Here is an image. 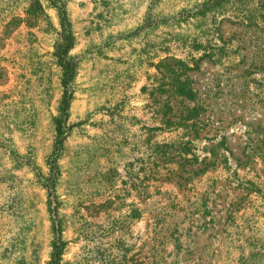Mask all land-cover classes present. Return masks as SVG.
Instances as JSON below:
<instances>
[{
  "label": "rangeland",
  "instance_id": "1",
  "mask_svg": "<svg viewBox=\"0 0 264 264\" xmlns=\"http://www.w3.org/2000/svg\"><path fill=\"white\" fill-rule=\"evenodd\" d=\"M29 1L0 0V264H46L52 219L61 264H264V0Z\"/></svg>",
  "mask_w": 264,
  "mask_h": 264
},
{
  "label": "trees",
  "instance_id": "2",
  "mask_svg": "<svg viewBox=\"0 0 264 264\" xmlns=\"http://www.w3.org/2000/svg\"><path fill=\"white\" fill-rule=\"evenodd\" d=\"M52 2L53 5H55L56 0H49ZM228 0H204L194 6V9L187 11V14H204L205 12L219 6L222 2H227ZM29 6H31V10L35 9L33 11H38L42 12L41 5L39 4L38 0H30L29 1ZM57 10L59 15V23L61 25V33H60V40L58 43L55 45V50H54V55L56 59V63L59 65L61 69V85H62V96L59 101V107L58 111L60 112V116H65L66 115V106L68 103V98L70 97V89L68 88V81L71 78L72 75V69L73 67L70 65V62L67 57V51L71 48L72 46V35L69 27V21L66 18L65 15V10H64V5L60 2H58ZM55 6V7H56ZM250 19L253 18V15L250 14ZM191 46L197 50H202V54L200 57H206L209 59H212L215 57L216 60L224 59V57L227 55L228 51L226 50L227 47H222V45L219 47L215 43H206L203 45L200 42H197L196 39H192ZM260 71H264V65L260 67ZM251 74L250 72H245L244 76L246 77L247 75L249 76ZM262 76V75H260ZM264 76L260 77L263 78ZM264 80V78H263ZM245 82V80H244ZM249 82V80H247ZM182 87L179 88V93L183 95H187L190 92V88H188L185 85H181ZM263 87V92H264V82L261 84ZM185 88V89H184ZM61 118H56L55 120V139H54V144H61L62 138L60 133L62 132V127H61ZM48 163H50L51 167H56L55 163V158L52 160H48ZM48 180V179H47ZM48 196H51V193L48 191ZM49 200H48V210L51 211L52 208L49 207ZM56 223L53 221L51 222L52 226V232L54 233V236L52 240L50 241V250H49V255H48V261L46 264H61V255L63 252V246H64V241L60 239L59 237V228Z\"/></svg>",
  "mask_w": 264,
  "mask_h": 264
}]
</instances>
